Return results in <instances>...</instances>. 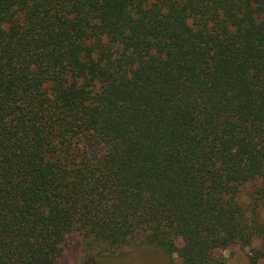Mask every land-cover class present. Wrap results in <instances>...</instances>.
<instances>
[{
	"label": "trees",
	"instance_id": "16d2710c",
	"mask_svg": "<svg viewBox=\"0 0 264 264\" xmlns=\"http://www.w3.org/2000/svg\"><path fill=\"white\" fill-rule=\"evenodd\" d=\"M262 204L264 0H0V264H224Z\"/></svg>",
	"mask_w": 264,
	"mask_h": 264
},
{
	"label": "rangeland",
	"instance_id": "374dc122",
	"mask_svg": "<svg viewBox=\"0 0 264 264\" xmlns=\"http://www.w3.org/2000/svg\"><path fill=\"white\" fill-rule=\"evenodd\" d=\"M249 189L250 186H246L241 191L242 202L246 201ZM243 204L249 208L250 204ZM258 210L260 219L264 220V204ZM256 251L264 253V239L255 240L249 247L235 245L220 249L216 256H220L224 264H247L249 255ZM259 263L264 264V257ZM56 264H181V262L176 255L170 258L161 250L147 244L127 245L110 252H100L99 249L85 247L80 238L71 236L64 243Z\"/></svg>",
	"mask_w": 264,
	"mask_h": 264
}]
</instances>
